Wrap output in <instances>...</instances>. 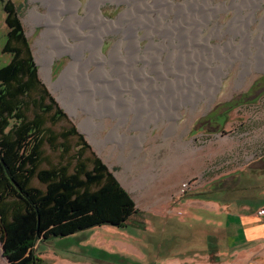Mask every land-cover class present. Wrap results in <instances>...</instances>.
I'll return each instance as SVG.
<instances>
[{
	"label": "rangeland",
	"instance_id": "374dc122",
	"mask_svg": "<svg viewBox=\"0 0 264 264\" xmlns=\"http://www.w3.org/2000/svg\"><path fill=\"white\" fill-rule=\"evenodd\" d=\"M8 1L18 8L41 83L63 110L54 119L57 107L46 113V124L56 132L74 126L82 135L46 142L41 166L73 165L74 154L84 149V156H100L119 179L168 176L176 181L194 159L202 175L211 176L264 155V0H93L92 10L101 5L99 14L115 20V28L107 33L90 16L86 30L92 37H103L102 54L108 55L115 45L117 50L112 81L117 115L106 114L103 124L98 116L89 119L94 138L80 125L88 113L80 106L77 113L67 110L41 70L36 40L45 25L33 22L30 11L48 12L42 0H0V66L6 62L1 48L6 41L4 3ZM78 1L75 12L83 18L89 0ZM53 2L68 15V0ZM4 57L9 58L6 53ZM72 60L67 51L55 55L51 79L56 81ZM81 69L79 64L77 75ZM83 142L87 144L79 145ZM1 171L0 165L2 175ZM33 182L44 186L38 177ZM0 200L7 199L0 194ZM8 206L0 210L3 222L12 218ZM31 213L24 207L11 221L13 228L28 226ZM48 213H43L42 222ZM59 224L50 221L49 227L54 230ZM3 230L0 225V264H10ZM116 231V224L102 221L47 239L42 232L33 248L43 264H96L86 263L89 256L112 261L99 249L117 247Z\"/></svg>",
	"mask_w": 264,
	"mask_h": 264
},
{
	"label": "trees",
	"instance_id": "16d2710c",
	"mask_svg": "<svg viewBox=\"0 0 264 264\" xmlns=\"http://www.w3.org/2000/svg\"><path fill=\"white\" fill-rule=\"evenodd\" d=\"M5 9L8 30L4 49L12 56L0 66V194L7 199L0 200V210L11 204L8 210L12 218L0 219L4 253L10 264H43L33 248L42 232L47 239L102 221L122 225L135 206L108 164L100 156H84V149L74 154L77 161L73 165L41 166L46 142L55 144L60 136L79 132L74 126L56 132L46 124V113L57 107L56 101L38 76L15 2L8 1ZM62 115V108L57 107L52 117ZM34 177L44 186L35 184ZM24 207L34 217L27 220L28 226L14 229L11 221ZM44 212L49 213L42 222ZM50 221H60L58 228L52 230Z\"/></svg>",
	"mask_w": 264,
	"mask_h": 264
},
{
	"label": "crops",
	"instance_id": "0c3cea01",
	"mask_svg": "<svg viewBox=\"0 0 264 264\" xmlns=\"http://www.w3.org/2000/svg\"><path fill=\"white\" fill-rule=\"evenodd\" d=\"M182 169L176 181L116 176L135 211L116 224L118 248L99 249L115 260L89 256L86 263L264 264V155L211 176L195 159ZM194 176L198 183L180 193Z\"/></svg>",
	"mask_w": 264,
	"mask_h": 264
},
{
	"label": "bare ground",
	"instance_id": "6f19581e",
	"mask_svg": "<svg viewBox=\"0 0 264 264\" xmlns=\"http://www.w3.org/2000/svg\"><path fill=\"white\" fill-rule=\"evenodd\" d=\"M42 1L48 6V12L42 14L36 8L30 11L33 22L45 25L36 40V52L41 70L48 78L51 88L58 92V97L67 110L77 113L80 106L88 113V117L82 120L80 125L94 138V127L89 124L88 120L98 116L101 118L100 123L103 124L102 118L106 114L117 115L114 111L116 94L112 82L117 50L115 45L108 55L102 54L100 45L103 37H92L90 30H86L85 24L87 18L89 21L92 17V22L102 27L105 26L106 32L109 33L114 31L115 20L107 19L99 14L101 5L92 10L93 0L88 1L83 18H78L75 12L80 5L78 0H68L70 10L68 15H65V12L60 13L53 0ZM91 11L92 13L89 14ZM70 37L74 39L73 42L70 41ZM86 50L90 51L89 55L85 53ZM65 51L73 55V60L62 75L53 81L50 76L51 63L55 55ZM79 64L82 65V69L77 75L76 70ZM92 67L94 69H91ZM122 98L127 99L124 95Z\"/></svg>",
	"mask_w": 264,
	"mask_h": 264
},
{
	"label": "built area",
	"instance_id": "2783aa9c",
	"mask_svg": "<svg viewBox=\"0 0 264 264\" xmlns=\"http://www.w3.org/2000/svg\"><path fill=\"white\" fill-rule=\"evenodd\" d=\"M198 181H199V179H198L197 176L184 179L181 182V184H180L179 192L182 193V194L185 193L193 185H195L196 183H198ZM259 213H264V207H262L261 209H259Z\"/></svg>",
	"mask_w": 264,
	"mask_h": 264
},
{
	"label": "flooded vegetation",
	"instance_id": "af4514ba",
	"mask_svg": "<svg viewBox=\"0 0 264 264\" xmlns=\"http://www.w3.org/2000/svg\"><path fill=\"white\" fill-rule=\"evenodd\" d=\"M6 3H7V2L4 3V8H5V4H6ZM5 11H6V9H5ZM5 21H6V19H5ZM7 30H8V25H7ZM2 33H3V32H2ZM6 34H7V31H6ZM4 46H5V43L3 44L2 48H1V52H2L1 54H2L3 60L6 61V62H5V64H6V63L10 60L12 54H11L9 51L5 50V49H4ZM4 53L8 54L9 58H5V57H4ZM3 65H4V64H3ZM1 66H2V65H1ZM261 81L264 83V74H263L262 77H261Z\"/></svg>",
	"mask_w": 264,
	"mask_h": 264
},
{
	"label": "water",
	"instance_id": "95a60500",
	"mask_svg": "<svg viewBox=\"0 0 264 264\" xmlns=\"http://www.w3.org/2000/svg\"><path fill=\"white\" fill-rule=\"evenodd\" d=\"M1 1H3V0H1Z\"/></svg>",
	"mask_w": 264,
	"mask_h": 264
}]
</instances>
